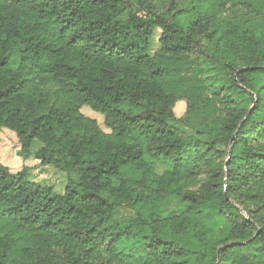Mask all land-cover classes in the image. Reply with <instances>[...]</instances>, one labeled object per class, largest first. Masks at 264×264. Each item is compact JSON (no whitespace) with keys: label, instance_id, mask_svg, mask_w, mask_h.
<instances>
[{"label":"trees","instance_id":"16d2710c","mask_svg":"<svg viewBox=\"0 0 264 264\" xmlns=\"http://www.w3.org/2000/svg\"><path fill=\"white\" fill-rule=\"evenodd\" d=\"M3 128L0 264H264V0H0Z\"/></svg>","mask_w":264,"mask_h":264},{"label":"rangeland","instance_id":"374dc122","mask_svg":"<svg viewBox=\"0 0 264 264\" xmlns=\"http://www.w3.org/2000/svg\"><path fill=\"white\" fill-rule=\"evenodd\" d=\"M161 34V29H156L152 39H151V50L150 54L154 55L160 48L159 37ZM43 90H50V97L46 104V110H49L54 104L61 105L63 104L62 97L56 92V90L51 85H46L42 87ZM186 101H179L176 103L174 111H175V121L174 124L190 133H194V131L188 127L185 123L181 121V117L186 111ZM82 112L93 119H96L101 129L107 133H110L111 130L106 127L104 123V117L93 111L89 107H83ZM42 146L39 141H35L33 145V149L37 150ZM20 143L15 134V132L10 129L3 128L0 132V159L3 164L8 166L11 171L16 172L22 169L25 164L23 157L19 156ZM34 158V157H33ZM33 158L30 157L31 160ZM40 161V160H39ZM217 161H220L218 158ZM38 168H30L28 178L34 182H37L41 185L53 186L54 190L58 193H64L69 183V176L66 172L58 169L54 165L43 166L41 162L38 163ZM26 165V164H25ZM167 168V165L159 162L157 164V171L159 173H163ZM212 167H204L198 177V186L202 184V182L207 178L210 173ZM71 178L74 181H77V175L71 174ZM135 216V212L126 206H122L118 209L116 213V218L119 221L127 220Z\"/></svg>","mask_w":264,"mask_h":264},{"label":"crops","instance_id":"0c3cea01","mask_svg":"<svg viewBox=\"0 0 264 264\" xmlns=\"http://www.w3.org/2000/svg\"><path fill=\"white\" fill-rule=\"evenodd\" d=\"M34 157V158H33ZM31 158H33V160H31L30 158H28L27 160H25V164L27 167L32 168L34 167L35 169L39 167V160L35 158V156H31ZM47 167V166H46Z\"/></svg>","mask_w":264,"mask_h":264}]
</instances>
